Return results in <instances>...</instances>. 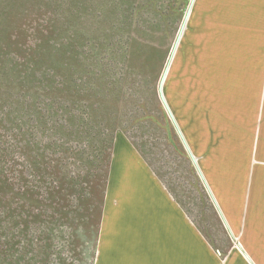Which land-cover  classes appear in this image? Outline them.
I'll use <instances>...</instances> for the list:
<instances>
[{"label": "trees", "instance_id": "obj_1", "mask_svg": "<svg viewBox=\"0 0 264 264\" xmlns=\"http://www.w3.org/2000/svg\"><path fill=\"white\" fill-rule=\"evenodd\" d=\"M189 2L0 0V209L6 196L12 198L6 215L0 211V241H5L0 254H15L14 239L35 234V219L43 217L42 212L35 217L39 191L56 199L68 185L75 201L84 193L77 178L70 183L62 176L60 165L55 173L49 170V149L71 154L78 168L88 171L89 182L103 167L108 172L117 124L135 112L142 114L133 124L152 121L151 100L145 97L155 99L157 93L152 75L162 50L155 40H165L171 21L181 18ZM147 121L143 146L165 125L166 141L187 159L175 127ZM139 153L151 168L146 154ZM64 209L65 202L53 208L48 216L53 226L64 215L72 217ZM16 217L19 231L10 227ZM18 253L22 259L27 255L26 249Z\"/></svg>", "mask_w": 264, "mask_h": 264}, {"label": "crops", "instance_id": "obj_2", "mask_svg": "<svg viewBox=\"0 0 264 264\" xmlns=\"http://www.w3.org/2000/svg\"><path fill=\"white\" fill-rule=\"evenodd\" d=\"M192 14L207 59L202 63L264 64V0H195ZM178 128L229 236L224 252L120 135L106 176L93 264H264V136L197 124L190 137Z\"/></svg>", "mask_w": 264, "mask_h": 264}, {"label": "rangeland", "instance_id": "obj_3", "mask_svg": "<svg viewBox=\"0 0 264 264\" xmlns=\"http://www.w3.org/2000/svg\"><path fill=\"white\" fill-rule=\"evenodd\" d=\"M192 13L193 8L181 41L171 60L164 84V95L176 122L187 129L186 131L189 133L187 135L190 137L192 127H197V124H217L218 127L227 128L232 132L240 127L248 132V136H245L248 138L254 136L257 139L259 136H264V64L251 66L202 63L201 61H207V59L202 55L203 49L200 48L202 44L198 40L199 34L197 33L198 22L196 23L197 19L193 17ZM184 16L185 13L181 18L174 17L165 40H155L156 49H161L162 53L155 61L152 75L157 89L155 99H152L148 94L145 97L151 100L148 120H152V123L146 120L147 124L173 126L160 102L158 84ZM115 94L117 97L118 92ZM121 102L126 105L124 101ZM158 105L161 106V110H164L165 117L163 118L160 116ZM141 114L135 112L132 118L117 124L120 129L115 131V136L123 135L126 138L128 136L131 140L129 142L146 154L151 168L161 174V180L182 203L189 217L197 223L213 246L221 253L224 252L230 242L229 236L213 206L204 181L188 157L187 150H183L187 159L178 155L179 152L175 148L178 149L179 146L175 144V148H173L165 139L163 131L165 125L160 127L161 129L156 128L161 132L158 131V136L155 135L154 140L146 142V145L143 146L140 136L146 132L143 127L146 121L132 123ZM221 128H217L216 133L224 136L225 133ZM165 129L167 130V128ZM249 148L251 150L252 145H249ZM179 151H182L180 147ZM260 152L264 151L260 149ZM16 153L22 156V152L17 151ZM46 155L48 156L49 170H53L55 173V168L60 165L62 176H65L68 181L77 178L81 185L79 187L83 188L84 193L80 200L75 201L77 195L68 185L65 187V192L62 190L58 192L56 199L54 195L48 196L43 190L39 191L35 199L37 202L35 217L40 212L43 217L35 219V234L31 231L26 240L15 238L17 246L14 250L16 253L2 251L0 264H93L94 245L107 170L103 167V171L96 173V176L92 174L88 182L85 180L89 177L88 171L84 167L78 168L77 162L74 163L71 154L58 153L49 149ZM51 177L52 186L57 188L58 181L55 179V175ZM56 177L59 180V177ZM69 182L71 183V181ZM11 199L6 196L1 203L5 206L4 210L0 209L4 214ZM64 202V211L70 209L72 217L66 219L64 215L60 218L61 223H58V226H53L48 216L53 208L58 205L63 206ZM11 207L15 208L16 206L13 204ZM0 218L2 220L1 215ZM15 222L13 220L10 227L14 228V231H19L21 229L19 217H16ZM4 242L0 241L1 244ZM25 249L27 255L22 259L23 255L19 256L18 251L21 252ZM18 261L21 262L18 263Z\"/></svg>", "mask_w": 264, "mask_h": 264}, {"label": "water", "instance_id": "obj_4", "mask_svg": "<svg viewBox=\"0 0 264 264\" xmlns=\"http://www.w3.org/2000/svg\"><path fill=\"white\" fill-rule=\"evenodd\" d=\"M194 1H195V0H190V2H189V5H188V7H187V9H186V12H185V16H184V18H183V22H182V24H181V27H180V29H179V32H178L177 36H176V39H175V42H174L173 48H172V50H171V53H170L169 59H168L167 64L165 65V67H164V69H163V72H162V74H161V77H160V80H159V84H158V95H159L160 102H161V104H162V106H163L165 112L167 113L169 119L172 121L173 126H174L175 129L177 130V133H178V135L180 136V138H181V140H182V142H183V144H184V147L186 148V150H187V152H188V155H189L191 161L194 163L195 167H196L197 170H198V167H197L196 161H195L194 157L192 156V154H191V152H190V150H189L187 144L185 143V140H184V138H183V136H182V133H181V131H180L179 128H178V125H177V122H176L175 117H174V115H173V112L171 111V109H170V107H169V105H168V103H167V100H166V98H165V95H164V84H165V80H166L167 75H168V72H169L170 63H171V60H172V58H173V56H174V54H175L176 48H177V46L179 45V43H180V41H181V38H182V36H183V32H184V30H185V28H186L187 21H188V19H189L190 14H191V11H192V8H193ZM198 172H199V170H198ZM199 173H200V172H199ZM200 176H201V175H200ZM201 178H202V176H201Z\"/></svg>", "mask_w": 264, "mask_h": 264}]
</instances>
